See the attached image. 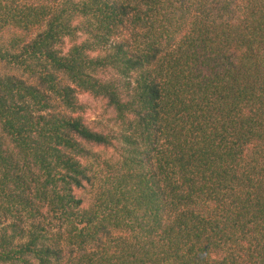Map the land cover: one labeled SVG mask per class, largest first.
Returning a JSON list of instances; mask_svg holds the SVG:
<instances>
[{
  "label": "trees",
  "instance_id": "obj_1",
  "mask_svg": "<svg viewBox=\"0 0 264 264\" xmlns=\"http://www.w3.org/2000/svg\"><path fill=\"white\" fill-rule=\"evenodd\" d=\"M0 264H264V0H0Z\"/></svg>",
  "mask_w": 264,
  "mask_h": 264
},
{
  "label": "rangeland",
  "instance_id": "obj_2",
  "mask_svg": "<svg viewBox=\"0 0 264 264\" xmlns=\"http://www.w3.org/2000/svg\"><path fill=\"white\" fill-rule=\"evenodd\" d=\"M80 100L87 103L88 109H87V117L90 120H98L105 122L106 120V114L103 113L101 108V102L93 99L87 95H81L79 96Z\"/></svg>",
  "mask_w": 264,
  "mask_h": 264
}]
</instances>
